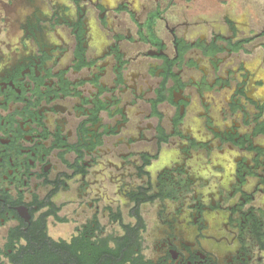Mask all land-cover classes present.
<instances>
[{
  "label": "flooded vegetation",
  "instance_id": "1",
  "mask_svg": "<svg viewBox=\"0 0 264 264\" xmlns=\"http://www.w3.org/2000/svg\"><path fill=\"white\" fill-rule=\"evenodd\" d=\"M245 1L0 0V264L105 239L139 264H264V0Z\"/></svg>",
  "mask_w": 264,
  "mask_h": 264
},
{
  "label": "trees",
  "instance_id": "2",
  "mask_svg": "<svg viewBox=\"0 0 264 264\" xmlns=\"http://www.w3.org/2000/svg\"><path fill=\"white\" fill-rule=\"evenodd\" d=\"M138 230V229H136ZM138 231H136V234ZM128 234V233H127ZM42 235L46 236L48 233L45 231ZM38 247L29 245L26 247L27 250L40 252V255L36 257V263L29 261L32 264H139V258L133 255L122 256L121 252L123 251L121 247L118 249L109 248V243L107 239L102 240L100 254L91 255L87 252V246H90L89 241H84L81 245V242H74L70 249L61 248L59 252L54 251L53 254H50L52 251L50 246L47 244ZM60 247H64L66 244H58ZM85 247L84 251L81 249ZM92 247V246H91ZM93 248V247H92ZM70 251V252H66ZM114 256V257H113ZM116 257V258H115Z\"/></svg>",
  "mask_w": 264,
  "mask_h": 264
},
{
  "label": "crops",
  "instance_id": "3",
  "mask_svg": "<svg viewBox=\"0 0 264 264\" xmlns=\"http://www.w3.org/2000/svg\"><path fill=\"white\" fill-rule=\"evenodd\" d=\"M228 3H230V4H233L235 7H239V9H240V6H243V4H244V2L246 3V1L245 0H226ZM249 1V3H250V5H251V7H253V8H255V4L256 3H259L261 0H248ZM215 4L216 5H218V4H220L219 2H215Z\"/></svg>",
  "mask_w": 264,
  "mask_h": 264
},
{
  "label": "rangeland",
  "instance_id": "4",
  "mask_svg": "<svg viewBox=\"0 0 264 264\" xmlns=\"http://www.w3.org/2000/svg\"><path fill=\"white\" fill-rule=\"evenodd\" d=\"M57 230V233L61 232V234H66L67 235V232L64 231L60 226L56 229ZM57 233H55L57 235ZM53 234V232H52Z\"/></svg>",
  "mask_w": 264,
  "mask_h": 264
}]
</instances>
